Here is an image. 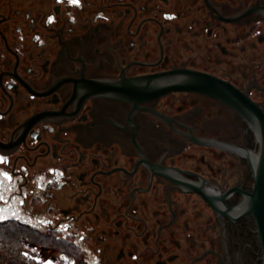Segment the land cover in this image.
Instances as JSON below:
<instances>
[{
  "label": "flooded vegetation",
  "instance_id": "flooded-vegetation-1",
  "mask_svg": "<svg viewBox=\"0 0 264 264\" xmlns=\"http://www.w3.org/2000/svg\"><path fill=\"white\" fill-rule=\"evenodd\" d=\"M205 86L264 114V0H0V229L64 249L0 264H263L257 124Z\"/></svg>",
  "mask_w": 264,
  "mask_h": 264
},
{
  "label": "water",
  "instance_id": "water-1",
  "mask_svg": "<svg viewBox=\"0 0 264 264\" xmlns=\"http://www.w3.org/2000/svg\"><path fill=\"white\" fill-rule=\"evenodd\" d=\"M175 88V86H168L159 91ZM199 90L225 101L248 119L255 120L257 124L256 134L259 140V149L252 161L253 190L246 195L244 210L254 216L264 264V114L258 108H255L245 96L234 93L230 88L228 91H221L220 89L216 90L214 87L205 86L203 89L198 88Z\"/></svg>",
  "mask_w": 264,
  "mask_h": 264
},
{
  "label": "trees",
  "instance_id": "trees-1",
  "mask_svg": "<svg viewBox=\"0 0 264 264\" xmlns=\"http://www.w3.org/2000/svg\"><path fill=\"white\" fill-rule=\"evenodd\" d=\"M22 237H27L36 243L43 245H53L64 250L62 245L57 243L51 244L38 236L32 235L29 230L23 227H4L0 229V251L3 252L5 260H11L15 262L17 259L25 258L22 253V245L20 243V239ZM77 263L78 261L76 260L75 264Z\"/></svg>",
  "mask_w": 264,
  "mask_h": 264
},
{
  "label": "built area",
  "instance_id": "built-area-1",
  "mask_svg": "<svg viewBox=\"0 0 264 264\" xmlns=\"http://www.w3.org/2000/svg\"><path fill=\"white\" fill-rule=\"evenodd\" d=\"M23 247L28 251L38 250L36 244H29L27 241L23 243ZM54 260L57 264H67L69 262L68 257L64 254L57 255L54 257Z\"/></svg>",
  "mask_w": 264,
  "mask_h": 264
},
{
  "label": "rangeland",
  "instance_id": "rangeland-1",
  "mask_svg": "<svg viewBox=\"0 0 264 264\" xmlns=\"http://www.w3.org/2000/svg\"><path fill=\"white\" fill-rule=\"evenodd\" d=\"M47 264H57V263L54 261H48Z\"/></svg>",
  "mask_w": 264,
  "mask_h": 264
},
{
  "label": "snow or ice",
  "instance_id": "snow-or-ice-1",
  "mask_svg": "<svg viewBox=\"0 0 264 264\" xmlns=\"http://www.w3.org/2000/svg\"><path fill=\"white\" fill-rule=\"evenodd\" d=\"M70 2L77 3L78 0H70Z\"/></svg>",
  "mask_w": 264,
  "mask_h": 264
}]
</instances>
